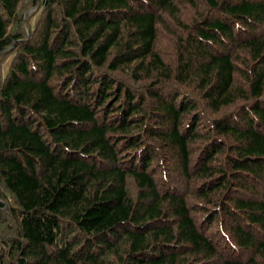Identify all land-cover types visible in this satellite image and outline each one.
<instances>
[{
    "label": "trees",
    "instance_id": "1",
    "mask_svg": "<svg viewBox=\"0 0 264 264\" xmlns=\"http://www.w3.org/2000/svg\"><path fill=\"white\" fill-rule=\"evenodd\" d=\"M0 264H264V0H0Z\"/></svg>",
    "mask_w": 264,
    "mask_h": 264
},
{
    "label": "rangeland",
    "instance_id": "2",
    "mask_svg": "<svg viewBox=\"0 0 264 264\" xmlns=\"http://www.w3.org/2000/svg\"><path fill=\"white\" fill-rule=\"evenodd\" d=\"M35 10H37V8L33 7L32 9L29 10V12H34ZM166 59L169 61V62H173V60H171V55L170 54H166Z\"/></svg>",
    "mask_w": 264,
    "mask_h": 264
}]
</instances>
